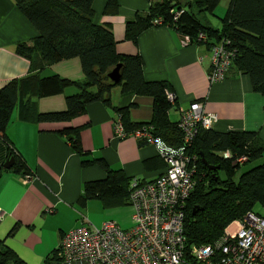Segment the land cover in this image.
Here are the masks:
<instances>
[{
    "label": "crops",
    "instance_id": "0c3cea01",
    "mask_svg": "<svg viewBox=\"0 0 264 264\" xmlns=\"http://www.w3.org/2000/svg\"><path fill=\"white\" fill-rule=\"evenodd\" d=\"M117 2L118 11L105 14V0H93L95 22L110 27L119 53L140 56L146 80L169 83L168 90L175 97L168 111L171 121L177 122L183 109L201 100L205 110L216 115L214 130L257 131L264 140V94L253 90L250 77L231 64L221 80L210 82L208 79L209 44L214 38L185 42L184 34L174 27L153 24L141 31L135 41L130 40L125 35L126 22L137 14H147L152 0ZM228 5L229 0H221L212 12H200L199 17L202 16L200 19L205 25L220 29ZM208 15L218 19V22L212 21L216 25H212ZM36 34V29L15 7L13 0H0V87L29 73L30 61L16 54L14 46L19 42L30 44ZM31 58L32 63L40 64L37 55ZM33 72L40 76L58 74L72 81H82L84 76L78 57L46 64ZM78 90L77 86L70 85L62 93L43 97H34L29 90L21 91L5 127L6 139L0 138V239L27 264H60L52 262L51 253L58 247L64 232L85 221L81 223L87 201L85 206L79 202L83 185L106 174L96 163L82 165V158H102L111 168L121 169L126 176L141 180H152L165 168L153 144L132 135L120 138L114 132L116 118L120 115L113 106L127 108L132 124L149 122L152 96L123 94L116 86L110 93L111 105L100 100L90 102L83 114L67 121L35 119L36 113L64 110L66 96ZM65 127L79 129L83 157L61 133ZM10 152L23 162L22 171L3 166L12 157H8ZM27 175L30 178L25 180ZM127 205L131 207V227L129 200Z\"/></svg>",
    "mask_w": 264,
    "mask_h": 264
},
{
    "label": "trees",
    "instance_id": "16d2710c",
    "mask_svg": "<svg viewBox=\"0 0 264 264\" xmlns=\"http://www.w3.org/2000/svg\"><path fill=\"white\" fill-rule=\"evenodd\" d=\"M220 1L189 0L182 4L180 0H152L147 14H137L133 20L126 22L125 35L135 41L141 31L156 24L155 19H160L159 24L172 26L193 39L199 32L205 33L208 39L214 38L215 42L222 37L227 38L230 40L229 46L235 50L232 64L250 77L254 91L264 94V0H229L221 18L222 26L215 29L205 25L199 13L212 12ZM13 2L37 34L30 44L19 42L14 46L16 54L30 61L29 73L0 87V138L6 139L5 127L10 112L23 90H29L34 97H43L62 93L70 85L77 86L79 90L76 93L66 96L64 110L35 114L37 121L59 122L83 114L87 104L93 101L100 100L111 105V90L119 86L123 94L152 96V117L145 123L151 124L154 135L160 136L169 145L179 146L182 143L177 122L171 121L168 116L175 102L166 96L169 83L165 80H146L140 56L121 54L116 50L110 27L95 22L93 0ZM172 9L180 11L176 18ZM117 11V0H105L103 13L115 14ZM32 55L39 57L40 64L32 63ZM72 57L80 59L84 75L82 81H72L58 74L40 76L33 72L35 68ZM117 64H120L121 78L113 82L107 73ZM113 109L120 115L127 132L144 124H132L127 108L113 106ZM61 133L66 135L72 149L83 157L85 153L79 129L65 127ZM192 150L198 155L199 174L184 207L183 233L188 246L213 244L230 222L242 218L248 211L264 216L255 210L258 206L264 209V162L241 172L237 179L232 177L241 164L264 154V140L257 131L219 132L212 127L201 128ZM226 150L232 153L230 158L218 154ZM240 155H247V160L241 164L234 161ZM10 156L13 158L11 169L22 171L24 164L21 159L11 152L8 154ZM81 163H96L106 175L84 183L79 197L80 205L85 206L86 201L94 198L100 199L104 206L127 204L131 177L121 169L111 168L102 158H82ZM209 165H219V168L209 169ZM220 171L226 177L222 178ZM50 259L52 262L58 261L55 250ZM0 264L27 263L0 239Z\"/></svg>",
    "mask_w": 264,
    "mask_h": 264
},
{
    "label": "built area",
    "instance_id": "2783aa9c",
    "mask_svg": "<svg viewBox=\"0 0 264 264\" xmlns=\"http://www.w3.org/2000/svg\"><path fill=\"white\" fill-rule=\"evenodd\" d=\"M176 18L180 11L171 10ZM160 19L154 23L159 24ZM207 40L203 32L195 39L184 35V41ZM230 40L222 37L210 45V82L221 80L232 64L235 50ZM173 102L174 93L166 90ZM216 115L205 110L204 102L193 101L179 114L177 126L182 143L171 146L153 133L152 125L144 123L125 131L118 116L115 135L136 136L153 144L165 163L164 170L152 180L131 178L129 203L132 206V226L122 228L114 220L95 226L85 220L81 225L64 232L55 249L60 264H264V216L248 211L242 218L230 222L220 237L209 245L185 243L183 233L184 207L195 188L198 155L192 150L201 128H211ZM225 158L232 153L218 152ZM247 155L234 161L243 163ZM30 176H25V180ZM1 217V210H0Z\"/></svg>",
    "mask_w": 264,
    "mask_h": 264
},
{
    "label": "rangeland",
    "instance_id": "374dc122",
    "mask_svg": "<svg viewBox=\"0 0 264 264\" xmlns=\"http://www.w3.org/2000/svg\"><path fill=\"white\" fill-rule=\"evenodd\" d=\"M186 1L189 0H181L182 3ZM221 7L222 5L217 10L219 11ZM200 18H202V16H200ZM208 19L211 21V23L212 21L218 22V19L216 17L212 18L210 15H208ZM212 25H216V23H212ZM263 162L264 154L261 157L255 158L250 162L241 164L236 170L235 174L232 175V177L234 179H237L241 172ZM219 174L222 178L226 177L223 171H220ZM255 210L261 214H264V209L260 206H258ZM83 211L84 213H82L83 216L81 217V223L82 220H87L92 225L100 226L103 221L112 219L120 223L121 227L123 228L130 226L131 207L125 203L114 206H104L103 203H101L100 199L94 198L87 201V205L83 209Z\"/></svg>",
    "mask_w": 264,
    "mask_h": 264
},
{
    "label": "water",
    "instance_id": "95a60500",
    "mask_svg": "<svg viewBox=\"0 0 264 264\" xmlns=\"http://www.w3.org/2000/svg\"><path fill=\"white\" fill-rule=\"evenodd\" d=\"M120 64H117L114 68H112L108 73H107V76L109 77L110 80H112L113 82H118L121 78V75H120ZM204 160V163L207 164V161L203 158ZM12 157L9 158L7 161L4 162L3 166L5 168H8L11 166L12 164ZM209 169H216V168H219V165H209L208 166Z\"/></svg>",
    "mask_w": 264,
    "mask_h": 264
}]
</instances>
